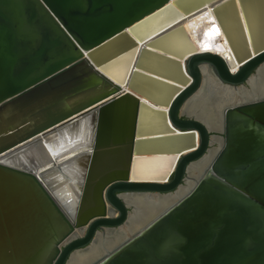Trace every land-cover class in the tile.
Segmentation results:
<instances>
[{
    "label": "water",
    "instance_id": "95a60500",
    "mask_svg": "<svg viewBox=\"0 0 264 264\" xmlns=\"http://www.w3.org/2000/svg\"><path fill=\"white\" fill-rule=\"evenodd\" d=\"M205 8L226 59L195 52L177 25ZM263 65L264 0H0V264H69L103 246L139 213L123 196L175 193L217 133L189 189L88 264H264V88L235 92L217 127L181 111L203 67L237 90ZM33 147L52 160L39 172L29 155L14 162ZM97 153L123 159L98 184L105 216L76 227L56 192L78 203Z\"/></svg>",
    "mask_w": 264,
    "mask_h": 264
},
{
    "label": "bare ground",
    "instance_id": "6f19581e",
    "mask_svg": "<svg viewBox=\"0 0 264 264\" xmlns=\"http://www.w3.org/2000/svg\"><path fill=\"white\" fill-rule=\"evenodd\" d=\"M179 24L183 26L187 38L192 43L195 52H212L219 56H223L226 59L225 45L223 44V41L218 39L222 37L220 34V28L214 21L209 8L200 10L190 16L183 17L180 22L177 23V25ZM229 64L231 65V70L234 72L236 70L235 66L232 65V63ZM202 72L203 82L198 93H196L194 97L182 107L181 111H184L186 114L196 115L206 121H212L213 124L211 125H215L216 127L219 122L218 114L220 108H222L224 103H227L234 97L235 92L240 94L251 92L253 94V92H258L260 87L264 88V65L261 67L259 74L254 78H251L247 84L248 87H239L237 90L218 85L213 78L210 77V73H208L209 71H207L206 68L203 67ZM116 111L117 109H115L114 112L112 111V113H114V118L116 117V114L118 116L120 115V113ZM115 119L116 121H119L117 117ZM114 129H117V127H114ZM217 136L218 133L212 137L210 150L206 157L189 167L187 181L183 186L179 187L175 193L163 198L136 194L123 196L125 201L130 204L133 203L139 208V213L130 217L129 222L122 226L119 231L115 230V232H108L105 236L106 241L103 246L99 247V243H97L95 250H93V245L91 248L88 247L85 250L78 251L74 254L69 264H88L93 261L98 254L100 255L102 251L112 246L122 235L129 234L135 227L143 225L156 215L159 208L169 203L171 200H174L176 197L183 195L192 185L191 181L193 180V176L198 175L215 152L220 149L223 142L221 137L218 136L219 138H216ZM48 141H52V139H49ZM214 144H216V147L212 148ZM73 152L74 150H70L67 154L71 155ZM27 155H29L34 163L39 165L38 172L41 171V167L52 164L51 156L47 153L44 147H41L40 149L33 147L31 150H26V153L21 155L20 158L15 159L14 162L18 163V165L29 164ZM97 155L98 156L95 158L96 163L94 161V165L90 167L88 172L78 203H76V200L73 198L71 202L67 203L65 197L59 194V191L56 192L57 194L55 197L57 202L61 204L65 210L71 212V214L76 212V227L86 225L84 223L86 221L88 222L97 217L105 216L106 212L105 210L103 211L101 200L98 196V184L104 183L106 187L113 177H117L118 175L114 174L115 171L112 170V167L121 163L123 159L121 154L114 157H108L102 153H97ZM56 161H60L59 158L56 159ZM162 163V160H158L145 163L141 166L145 165V167L150 166L153 168L161 166ZM66 187H69V185H63L60 189L64 190ZM72 188H74V186ZM73 190L76 191V188ZM74 191L73 195H75Z\"/></svg>",
    "mask_w": 264,
    "mask_h": 264
},
{
    "label": "flooded vegetation",
    "instance_id": "af4514ba",
    "mask_svg": "<svg viewBox=\"0 0 264 264\" xmlns=\"http://www.w3.org/2000/svg\"><path fill=\"white\" fill-rule=\"evenodd\" d=\"M218 136H220L221 137V135L220 134H218ZM216 137V138H219V137ZM214 147H216V144H214L213 146H212V148H214Z\"/></svg>",
    "mask_w": 264,
    "mask_h": 264
}]
</instances>
